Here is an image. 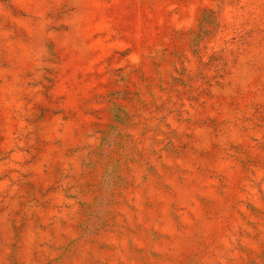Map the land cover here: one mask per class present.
Instances as JSON below:
<instances>
[{"label":"rangeland","instance_id":"rangeland-1","mask_svg":"<svg viewBox=\"0 0 264 264\" xmlns=\"http://www.w3.org/2000/svg\"><path fill=\"white\" fill-rule=\"evenodd\" d=\"M0 264H264V0H0Z\"/></svg>","mask_w":264,"mask_h":264}]
</instances>
